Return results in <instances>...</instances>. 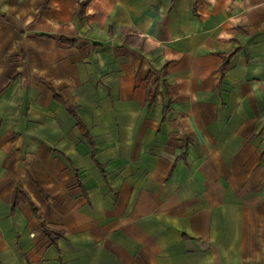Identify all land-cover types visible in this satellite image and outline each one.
I'll list each match as a JSON object with an SVG mask.
<instances>
[{
    "label": "crops",
    "instance_id": "1",
    "mask_svg": "<svg viewBox=\"0 0 264 264\" xmlns=\"http://www.w3.org/2000/svg\"><path fill=\"white\" fill-rule=\"evenodd\" d=\"M0 264H264V0H0Z\"/></svg>",
    "mask_w": 264,
    "mask_h": 264
},
{
    "label": "trees",
    "instance_id": "2",
    "mask_svg": "<svg viewBox=\"0 0 264 264\" xmlns=\"http://www.w3.org/2000/svg\"><path fill=\"white\" fill-rule=\"evenodd\" d=\"M150 95H151V92H149V97H150ZM78 125L80 128H82L79 122H78ZM15 198H16V196H15ZM33 209H34V207H33Z\"/></svg>",
    "mask_w": 264,
    "mask_h": 264
}]
</instances>
